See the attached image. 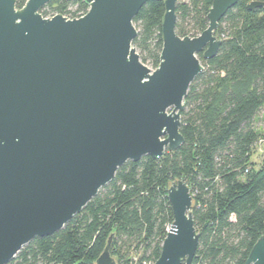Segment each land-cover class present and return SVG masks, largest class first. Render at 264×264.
Here are the masks:
<instances>
[{"label":"water","instance_id":"1","mask_svg":"<svg viewBox=\"0 0 264 264\" xmlns=\"http://www.w3.org/2000/svg\"><path fill=\"white\" fill-rule=\"evenodd\" d=\"M50 0H0V264L35 237L52 235L109 183L126 161L160 159L184 142V98L216 55L219 21L238 0H212L197 36L175 31L178 0H83L68 19L39 10ZM162 1V47L154 69L132 41L133 19ZM248 9L264 11V1ZM173 220L152 264H192L199 233L189 186L167 189ZM112 235L95 264H114ZM245 264H264V234Z\"/></svg>","mask_w":264,"mask_h":264},{"label":"trees","instance_id":"2","mask_svg":"<svg viewBox=\"0 0 264 264\" xmlns=\"http://www.w3.org/2000/svg\"><path fill=\"white\" fill-rule=\"evenodd\" d=\"M250 1L264 0H238L219 21L216 55L197 54L204 70L184 98L180 147L160 159L126 161L62 229L35 237L7 264H95L110 235L114 264L153 263L173 220L167 189L177 179L193 198L199 242L192 264H245L264 234V159H252L264 140V11L248 9ZM24 2L16 0V6ZM67 3L46 5L61 10ZM211 3L178 0L176 33L199 35ZM163 14L162 1H147L133 19L132 44L153 68L159 64Z\"/></svg>","mask_w":264,"mask_h":264},{"label":"built area","instance_id":"3","mask_svg":"<svg viewBox=\"0 0 264 264\" xmlns=\"http://www.w3.org/2000/svg\"><path fill=\"white\" fill-rule=\"evenodd\" d=\"M81 2H83L84 5H81ZM87 10H88V5L83 0H69V3H67V5L61 10H56L53 7H49L46 5L39 10V13L43 17H47V18H50L55 14H61L62 16L71 19V18H78L84 15L87 12ZM170 224H168V226L166 227V232ZM148 264H152V263H148Z\"/></svg>","mask_w":264,"mask_h":264},{"label":"rangeland","instance_id":"4","mask_svg":"<svg viewBox=\"0 0 264 264\" xmlns=\"http://www.w3.org/2000/svg\"><path fill=\"white\" fill-rule=\"evenodd\" d=\"M147 66L150 67V68H152V69H154L150 65H147ZM260 116H261V120L259 122V127H260V131L262 133V136L261 137L264 138V107L262 109V112H261V115ZM252 159L254 161H256V162H260L261 160L264 159V140L259 141L258 144L256 145V148L254 149V154L252 156Z\"/></svg>","mask_w":264,"mask_h":264},{"label":"flooded vegetation","instance_id":"5","mask_svg":"<svg viewBox=\"0 0 264 264\" xmlns=\"http://www.w3.org/2000/svg\"><path fill=\"white\" fill-rule=\"evenodd\" d=\"M46 4H47V3H46ZM46 4H45L44 6H46ZM44 6H43V7H44Z\"/></svg>","mask_w":264,"mask_h":264}]
</instances>
